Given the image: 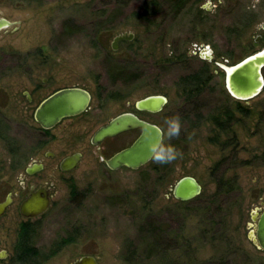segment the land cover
Here are the masks:
<instances>
[{
	"label": "rangeland",
	"instance_id": "1",
	"mask_svg": "<svg viewBox=\"0 0 264 264\" xmlns=\"http://www.w3.org/2000/svg\"><path fill=\"white\" fill-rule=\"evenodd\" d=\"M143 1L125 5L112 0H0V17L14 23L0 31V87L23 100L22 91L48 80L34 98V108L53 90L77 86L92 95L90 114L96 115L92 123L83 116L71 128H56L54 141L45 148L58 158L82 154L77 169L61 176L67 181L60 196L67 194L71 181L79 194L74 206L83 236L48 264H69L84 255L98 264H264V251L249 239L251 213L264 203V162L254 160L264 151V87L248 101L236 100L226 90L219 67H231L264 50V30L255 28L264 21V0L255 9L250 7L253 0H191L179 14L161 3L148 21L133 16ZM124 34H132V40L112 50L113 38ZM180 54L188 57L185 67L165 62ZM202 66L213 75L212 90L203 93L195 107L206 117L228 106L238 122L227 133L219 135L209 122L197 126L194 108L185 107L177 92L179 77ZM150 95L167 98L163 111L148 120L163 130L164 143L181 155L165 164V171H154L152 166L158 164L153 159L135 171H108L99 160L106 153L89 144L91 131L102 121L133 111L137 101ZM12 101L13 136L24 145L32 143L37 133L30 127L35 123ZM237 103L246 116L236 111ZM186 114L189 121L183 122ZM175 116L181 119V132L169 140L164 121ZM134 136L123 135L109 146L120 149ZM229 139L233 147L222 150L221 143ZM223 158L226 164L213 174ZM184 176L199 183L201 194L178 202L171 190ZM221 176L235 180L238 188L211 204L214 178ZM149 223L163 237L169 235L161 241L163 248L152 249L150 256V240L143 231Z\"/></svg>",
	"mask_w": 264,
	"mask_h": 264
},
{
	"label": "flooded vegetation",
	"instance_id": "2",
	"mask_svg": "<svg viewBox=\"0 0 264 264\" xmlns=\"http://www.w3.org/2000/svg\"><path fill=\"white\" fill-rule=\"evenodd\" d=\"M3 75V72L0 71V77ZM3 79L4 78H0V81ZM47 83L48 80L42 79V85L38 84L30 91H22L20 95H22L23 100H18V95L14 97L16 103H19L20 113L24 117H30L35 123V125L30 128L33 132L37 133V136L32 140V143H25V145L22 144L17 137L13 136L12 125L14 120L12 119V100H14V94H11L8 87H0V150H3L5 153V157L0 158V204L8 201L6 207L0 210V263L48 264L61 254L63 255L70 251L69 249H71L79 238L83 236V232L78 231L81 227H77V206H74L79 194L76 188L71 185V181L68 183L69 191L67 194L65 196L63 195V197L60 196L61 185L63 181H67L61 176L70 174L77 169L82 159V154L73 152L58 158L55 152L45 148L50 142L54 141L55 135L52 131L56 128H71L73 121L83 116L88 117L89 121H91L90 123L94 122L96 115L90 114L92 95L89 91L77 86L63 87L53 90L51 93L41 98L39 103L32 108L31 105L34 98L45 89ZM71 88L81 89L88 93L90 99L86 110L79 115L63 118L52 128L45 129L41 127L34 119L35 111L40 103L57 91ZM164 98L166 99V103L157 113L139 111L136 109L135 104L133 106V111L126 113L132 114L137 119L148 124L155 125L148 120V117L155 116L163 111L167 104V98ZM193 113L201 115L199 111H193ZM88 114H90V117L87 116ZM119 115L100 122V124L91 131L89 137V144L93 146L96 151L106 153L104 156L100 157L99 160L108 171L112 172L124 168L128 169L126 167H121L117 170H111L106 165V161L119 151L130 146L138 138L141 131L139 129L130 130L112 138H105L95 145L92 144V137L96 131L109 124ZM134 133V138L127 146L116 150L113 149L117 147H113L115 144L109 146L111 144L110 142L116 139L121 140L123 135ZM81 135L82 134L79 135L80 140L83 139ZM106 142L107 144L105 145ZM75 154L80 155L76 167L63 170L62 163L65 159ZM62 203L65 204L62 205ZM59 219V226L55 227V223L58 224ZM51 234L54 235L52 238H46V235ZM2 246H8V248ZM81 257L83 256L79 258ZM78 259H75L69 264L74 263Z\"/></svg>",
	"mask_w": 264,
	"mask_h": 264
},
{
	"label": "water",
	"instance_id": "3",
	"mask_svg": "<svg viewBox=\"0 0 264 264\" xmlns=\"http://www.w3.org/2000/svg\"><path fill=\"white\" fill-rule=\"evenodd\" d=\"M14 23L0 17V31L12 27ZM132 34L118 35L113 38L111 49L116 50L118 43L131 41ZM207 49L203 52L207 53ZM206 55V54H205ZM224 73L225 88L236 100L248 101L256 97L264 87L262 70L264 69V50L254 53L231 67L219 66ZM230 71V72H229ZM229 72V73H228ZM89 95L81 89H62L46 98L37 107L34 115L35 121L43 128L49 129L66 117L76 116L84 112L89 103ZM166 99L160 95L145 97L135 103L139 111L150 113L159 112L165 105ZM139 129L141 131L138 138L128 147L119 151L106 161V165L111 170L126 167L130 170H137L151 160L148 151L150 142H155L161 138V130L152 124L137 119L132 114L119 115L109 124L101 127L92 137V144H98L105 138H112L118 134ZM80 159L79 154H75L62 163L63 170L76 167ZM172 197L178 202H189L201 194V186L191 176L180 178L171 190ZM8 201L0 204L2 210ZM263 208V209H262ZM249 239L257 249L264 251V203L261 207L255 208L251 213ZM72 264H98L91 256H83Z\"/></svg>",
	"mask_w": 264,
	"mask_h": 264
},
{
	"label": "trees",
	"instance_id": "4",
	"mask_svg": "<svg viewBox=\"0 0 264 264\" xmlns=\"http://www.w3.org/2000/svg\"><path fill=\"white\" fill-rule=\"evenodd\" d=\"M115 2H121L124 1L125 5L130 2V0H112ZM191 0H144L142 3V7L140 9V12L133 14L134 17L148 21L150 18H152L156 13H158L159 6L161 3H165L166 7L168 9L173 10L174 14H179L181 11ZM187 58L185 54H180L178 56L172 57L170 59H166L165 62L170 66H177V65H183L185 67V63L187 62ZM213 81V75L210 73V70L207 66H202L201 68L197 69L194 72H190L186 75H183L179 77L178 81L175 83L177 92L180 96V99L182 100L185 107H193V111H199L196 105L197 99L206 91H211L212 87H210V84ZM195 103V104H194ZM236 111L242 115L246 116V109L242 106H240L237 103ZM196 120H197V126H199L200 122H209L212 124L214 130L216 133L224 134L227 133L231 126L238 122L237 117L235 116L234 112L230 110L228 106H220L219 109L216 110V113L211 116L203 117L202 115L195 114ZM189 114H187L186 117L182 119L183 122L189 121ZM195 127V125H193ZM216 135V134H215ZM219 136L216 135L214 141H218ZM222 150H227L229 146L233 147V140L230 141L227 140L223 143H221ZM261 160L264 162V151L261 153L260 157H254V160ZM234 160V159H233ZM224 164H226V158L221 159L219 162H217L212 169V173L215 174L216 170L219 167H222ZM231 164V163H228ZM239 165L245 164L243 162L237 163ZM165 164H158L153 165L152 169L154 171H165L166 168ZM215 184H216V191L210 198V203L215 204L217 203V199L219 196L227 195L235 190H237V185L235 180H225L222 176L216 177ZM150 226H148L147 230H143L145 234L148 236V239L150 240L147 248L146 253L151 255L153 252L152 249L154 248H163V244H161V241H163V238L169 236L165 235L163 237V232L160 231L158 228L151 226L152 224L149 223ZM168 239V238H167ZM165 244V243H164ZM135 251H132L130 255H133ZM128 263L131 264L130 261L127 260Z\"/></svg>",
	"mask_w": 264,
	"mask_h": 264
},
{
	"label": "clouds",
	"instance_id": "5",
	"mask_svg": "<svg viewBox=\"0 0 264 264\" xmlns=\"http://www.w3.org/2000/svg\"><path fill=\"white\" fill-rule=\"evenodd\" d=\"M260 3V0H253L251 8L255 9ZM255 28L260 31L264 30V21L259 22L255 25ZM167 126L166 135L169 140L177 138L181 132V119L179 116L167 118L164 121ZM164 132L161 130V138L155 142H150L148 145V151L151 154L152 159L157 164H170L174 162L181 154L171 144H165L163 140Z\"/></svg>",
	"mask_w": 264,
	"mask_h": 264
},
{
	"label": "bare ground",
	"instance_id": "6",
	"mask_svg": "<svg viewBox=\"0 0 264 264\" xmlns=\"http://www.w3.org/2000/svg\"><path fill=\"white\" fill-rule=\"evenodd\" d=\"M229 72H230V71H229ZM229 72H228V73H229Z\"/></svg>",
	"mask_w": 264,
	"mask_h": 264
}]
</instances>
